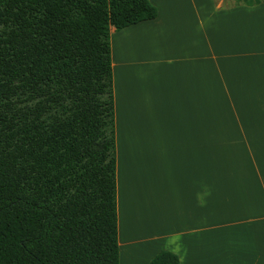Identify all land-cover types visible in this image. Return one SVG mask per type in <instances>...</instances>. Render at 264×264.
I'll use <instances>...</instances> for the list:
<instances>
[{
  "label": "crops",
  "instance_id": "obj_1",
  "mask_svg": "<svg viewBox=\"0 0 264 264\" xmlns=\"http://www.w3.org/2000/svg\"><path fill=\"white\" fill-rule=\"evenodd\" d=\"M150 1L111 29L120 264H264V3Z\"/></svg>",
  "mask_w": 264,
  "mask_h": 264
},
{
  "label": "trees",
  "instance_id": "obj_2",
  "mask_svg": "<svg viewBox=\"0 0 264 264\" xmlns=\"http://www.w3.org/2000/svg\"><path fill=\"white\" fill-rule=\"evenodd\" d=\"M157 15L150 0H0V264H120L111 29Z\"/></svg>",
  "mask_w": 264,
  "mask_h": 264
},
{
  "label": "rangeland",
  "instance_id": "obj_3",
  "mask_svg": "<svg viewBox=\"0 0 264 264\" xmlns=\"http://www.w3.org/2000/svg\"><path fill=\"white\" fill-rule=\"evenodd\" d=\"M238 1H244V0H220V4L223 3L224 5H231V4H234V3L238 2ZM252 1H254V0H252ZM261 2L264 3V0H261ZM217 198L218 197L215 198V196H210V201L212 200L214 202L213 199H217Z\"/></svg>",
  "mask_w": 264,
  "mask_h": 264
}]
</instances>
